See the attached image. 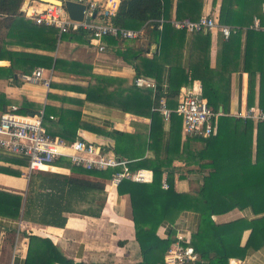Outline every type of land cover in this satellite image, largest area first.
Masks as SVG:
<instances>
[{"label":"trees","instance_id":"16d2710c","mask_svg":"<svg viewBox=\"0 0 264 264\" xmlns=\"http://www.w3.org/2000/svg\"><path fill=\"white\" fill-rule=\"evenodd\" d=\"M119 1L117 13L110 18L103 17L102 20L118 28L137 30L144 27V37L138 45L118 48L117 55L132 65L136 77L154 79L155 92L147 88H137L124 79L91 74L93 83L87 87L73 88L84 93L88 101L151 119L149 148L154 151L153 158L140 159L128 163L127 166L131 171H151L152 181L137 183L122 180L116 188L118 195L127 194L130 198L134 239L140 256L138 263L134 264H163L165 253L174 241V224L185 213L198 216L197 228L190 238V245L198 257L193 264H229L230 259L243 260L248 253L258 250L264 244V217L254 220L242 217L225 223H218L215 218L235 209L246 208L250 209L253 216L264 214V120L254 122L225 115L227 78L230 73L240 70V61L242 71L249 74L247 106L254 105L255 75L258 74L257 108L264 114V63L261 46L264 33L250 29L254 18L263 24L262 1L221 0L217 21L221 25L229 26L232 34L225 41L219 34L222 41L214 68L210 66V34L203 32L191 34L193 41L190 61L187 67L182 64L188 34L175 29L169 22L172 0ZM216 1L212 0L213 8ZM23 4L24 0H0V60L10 62L9 72L15 70L21 75H29L39 66L55 71L65 69L75 72L73 69L81 66L78 63L25 51L48 41L50 52H54L58 35L53 28L35 25L21 12ZM202 6L203 0H175L174 20H197ZM161 19L164 23L159 30ZM59 38L76 43L88 41L86 33L82 31L63 34ZM105 42L111 46L118 44V40L113 38H107ZM11 46L20 50H9ZM152 47H155V51ZM166 70L167 89L164 91L162 80ZM194 81L200 82L201 95L206 100L207 107L213 113H219L221 108L222 115L217 118V129L213 135L191 137L195 141L203 142L204 148L196 152L189 150L187 153L186 142L181 144L180 141L182 118L173 111L177 106L180 89ZM0 98V112L3 113L7 106L13 104L3 95ZM161 98L165 99L167 109L172 111L163 159L159 154L163 149L162 127L165 122L158 111ZM37 111L36 104L22 100L13 112L27 116ZM43 114V124L51 136L60 137L66 142H73L77 138L76 123H70L66 119L68 116H75L76 121L78 113L45 107ZM55 116L58 117L57 122L54 120ZM99 131L118 142L115 152L121 157L132 149L122 147L121 140L124 138L119 133ZM253 148L255 159L252 163ZM9 156L6 161L18 167H26L24 160L10 154ZM192 156L199 159L200 172L208 169V173L201 174V184L191 191L177 192L171 176H168L165 182L167 189L162 188L163 172L171 166L172 160ZM128 157L137 159L143 155L134 154ZM56 166L67 168L72 173L91 176L92 179L43 171L31 173L25 197L0 191V216L57 228H63L66 224L64 213L99 217L105 202V181L110 180L113 172L117 170L85 171L73 167L65 160L58 161ZM0 172L15 177L22 174L20 170L2 167ZM95 202L97 208L91 207L90 204ZM84 203L89 206L82 208L81 204ZM161 225L168 228L166 239L157 235ZM246 231L250 233L242 246L241 241ZM27 238L29 244L25 264H84L64 257L48 238L42 239L33 235Z\"/></svg>","mask_w":264,"mask_h":264},{"label":"crops","instance_id":"0c3cea01","mask_svg":"<svg viewBox=\"0 0 264 264\" xmlns=\"http://www.w3.org/2000/svg\"><path fill=\"white\" fill-rule=\"evenodd\" d=\"M220 2L221 0H217L216 6L213 8L212 0H203L200 16H208L218 20ZM28 5L32 6L35 10H40L37 7L39 5L43 8L41 3L34 0H30ZM22 8L21 12L25 13ZM174 10L175 0H172L170 20L175 19ZM260 32L264 33V31ZM209 34L211 38L210 66L214 68L217 52L220 48L222 39L219 38V34L221 33H219L217 29H213ZM223 40L225 41L226 39L223 38ZM192 41V35L188 34L182 56V64L185 67H187L190 61ZM244 41L245 33L242 34V49ZM138 43L139 42L118 41L116 46L107 44V51L98 53L97 49L90 44L89 41L76 43L58 37L54 52H50L48 41L41 42L38 46L30 47L25 51L41 56H52L54 59L75 62L81 65L73 69L75 72H68L65 69L55 71L53 69H45L42 66L34 68L33 71L40 68L43 69V75L45 77H50L48 89L43 87L40 83H33L26 79L33 71L29 75H21L15 70L9 72L10 62L8 60H0V95H3L7 101H11L13 104L7 106L5 112L12 107L16 109L17 105L22 100L36 104L38 111H43L45 107L52 110H71L76 114L78 113V119L76 118V121H74L75 116H68L66 120L70 123H76L78 127L76 130L77 138L96 145H112L115 151L118 142H116L114 138L100 132L99 129L107 132H117L119 136L124 138L121 140L123 143L122 147L125 149L132 148L124 157L117 154L118 157L128 161V163H134L140 159L153 158L154 151L149 148L151 143L150 118L135 116L130 113H125L113 106L88 101L84 93L73 88L87 87L89 84L93 83L94 80L91 75L120 78L132 84L133 78L136 77L135 71L132 65L128 64L117 55V49L127 46L131 47L136 44L138 45ZM261 46H263L264 63V41H262ZM8 49L14 51L20 50L16 46H11ZM152 50L155 51V47H152ZM8 72L10 75H8ZM167 75L168 72L166 70L162 80V89H164V91L167 89ZM255 77L256 87L254 105L248 107L249 74L242 71L241 61L240 70L234 71L228 75L226 116L237 118L238 113H244L249 108L259 110L257 108L258 74H256ZM181 89L190 92L194 91L201 95V84L199 81H194L189 86L182 87ZM220 109L219 113L222 115V109ZM3 113L0 112V115ZM54 120L57 122L58 117L55 116ZM79 123H81V126H79ZM72 126L74 128V124ZM169 129L170 124L168 121H165L162 127L163 138L161 147L163 149L159 153L161 159L165 156L164 147L167 143ZM126 135L128 136L126 137ZM180 141L181 144L186 142L187 153L189 150L191 152H196L204 148L203 142L195 141L191 137H186L182 131ZM253 143H255V138L253 139ZM134 154H142L143 157L137 159H130L132 157H128V155ZM7 157H10L9 154L0 149V168L17 169L23 174L24 167H18L6 161ZM254 159L253 148L252 163ZM198 160V158L193 156L188 158H174L171 162V166L164 170L162 182H166V177L171 176L174 188L177 192H187L197 188L201 184V174L205 175L208 173V169H204L203 172L199 171ZM43 169H45L43 172L92 179L91 176L72 173L67 168H56V170L53 169L52 171H48L49 168ZM29 180L30 176L26 179L23 176L15 177L0 172V191L16 195L19 194L25 197ZM108 186L109 180L105 181V202L99 217L64 213L63 216L66 217L67 220L63 228L36 225L22 219L14 220L0 216V264H25L29 244L27 236L30 235L42 239H50L64 257L75 263H138L140 256L138 245L134 239L130 198L127 194L118 195L116 192L117 186H112L110 191H107ZM90 197L92 198V196ZM90 205L93 208H97V202ZM87 206H89L88 203L81 204L82 208ZM242 217L254 220L264 217V214L253 216L249 208L243 210L235 209L230 213L217 216L215 219L218 223H225ZM197 223V215L185 213L182 215L179 222L174 225L175 227L180 226L189 231L191 238V235L197 228ZM167 231L168 228L166 225H161L158 228L157 235L161 239H166ZM249 233V231H246L243 234L241 241L242 246L246 243ZM231 260L232 259L229 260V264ZM233 260L237 261L238 264H264V244L258 250L248 253L243 260Z\"/></svg>","mask_w":264,"mask_h":264},{"label":"built area","instance_id":"2783aa9c","mask_svg":"<svg viewBox=\"0 0 264 264\" xmlns=\"http://www.w3.org/2000/svg\"><path fill=\"white\" fill-rule=\"evenodd\" d=\"M65 1V0H61ZM84 6L82 21L71 20L64 7L42 4L40 10L33 9L26 5L25 15L38 26L53 28L57 30L60 37L70 32L82 31L86 33L87 39L98 51H107V38L118 41L139 42L144 37V27L133 30L118 28L104 18L114 16L120 5L119 0H68ZM261 12L264 15V0L261 2ZM89 19V22H86ZM171 25L181 31L191 35L194 33H210L217 29L224 39H228L232 30L227 25H221L212 17L200 16L197 20H169ZM158 29L164 20L159 21ZM250 29L264 31V24L259 19L254 18ZM43 69H36L26 77L33 83H40L46 89L49 88L50 77L43 75ZM132 85L137 88H147L155 92L156 83L154 79L137 76L132 80ZM199 94L194 91L181 89L178 96L176 109L173 111L182 118V132L186 137H209L216 132L217 118L221 113H213L207 107L206 100L198 99ZM14 107L0 115V149L6 153L20 158L26 162L23 177L29 178L31 173L37 171H52L56 168V163L61 160L69 162L73 167L85 171H107L113 172L109 184L118 186L122 180H130L137 183H150L153 174L149 170L131 171L128 161L120 158L114 151L112 145H99L83 141L76 138L73 142H66L59 137L51 136L43 124V111L35 114L21 116L13 111ZM158 111L165 121H169L172 111L167 109L165 99H160ZM237 118L248 119L254 122L264 120V114L260 110L249 108L244 113H238ZM52 119V117H50ZM56 167V168H55ZM162 188L167 189L165 182ZM197 254L190 245V234L186 229H180L174 235V241L165 253L163 264H193L197 260Z\"/></svg>","mask_w":264,"mask_h":264},{"label":"water","instance_id":"95a60500","mask_svg":"<svg viewBox=\"0 0 264 264\" xmlns=\"http://www.w3.org/2000/svg\"><path fill=\"white\" fill-rule=\"evenodd\" d=\"M29 1L30 0H25L24 1V6H23L22 9L25 8V6L28 4ZM34 1H38L39 3H42V4H51V5H56V6L64 7V9L67 12L68 17L71 20H74V21H82L84 19L83 14H82V12L84 10V6H82L80 4H76V3H73V2L68 1V0H65V1H61V0H34ZM260 1H262V0H260ZM89 21H90L89 19H86V22H89ZM198 99H202V96L199 95L198 96ZM230 264H238V262L237 261H234L232 259L230 261Z\"/></svg>","mask_w":264,"mask_h":264},{"label":"bare ground","instance_id":"6f19581e","mask_svg":"<svg viewBox=\"0 0 264 264\" xmlns=\"http://www.w3.org/2000/svg\"><path fill=\"white\" fill-rule=\"evenodd\" d=\"M54 4H55V3H54ZM37 7H38V9H41V8H42V6H40V5L37 6ZM111 187H112V185L109 184V186L107 187V191H110Z\"/></svg>","mask_w":264,"mask_h":264},{"label":"rangeland","instance_id":"374dc122","mask_svg":"<svg viewBox=\"0 0 264 264\" xmlns=\"http://www.w3.org/2000/svg\"><path fill=\"white\" fill-rule=\"evenodd\" d=\"M21 176H23V174H22ZM26 179H27V177H26ZM174 226H175V225H174ZM180 229H182V227H180V226H179V227H176V230H175V231L177 232V231H179ZM183 229H184V228H183ZM189 234H190V233H189ZM173 237H174V236H173Z\"/></svg>","mask_w":264,"mask_h":264}]
</instances>
